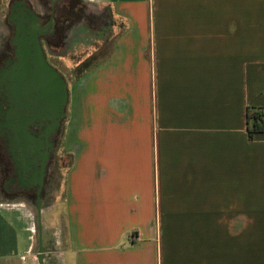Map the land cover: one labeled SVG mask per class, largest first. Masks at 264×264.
I'll return each instance as SVG.
<instances>
[{
  "label": "crops",
  "instance_id": "1",
  "mask_svg": "<svg viewBox=\"0 0 264 264\" xmlns=\"http://www.w3.org/2000/svg\"><path fill=\"white\" fill-rule=\"evenodd\" d=\"M87 2L45 264H264V0ZM34 214L0 201V264H39Z\"/></svg>",
  "mask_w": 264,
  "mask_h": 264
},
{
  "label": "water",
  "instance_id": "2",
  "mask_svg": "<svg viewBox=\"0 0 264 264\" xmlns=\"http://www.w3.org/2000/svg\"><path fill=\"white\" fill-rule=\"evenodd\" d=\"M9 20L16 23L13 43L17 46L19 62L12 73L8 71L1 73L0 85L1 90L15 100V109L10 111L13 117L9 118L8 125L16 132L14 139L19 142L16 144L21 150L34 153L36 148L26 144L28 126L39 122L44 123L46 125L44 135L48 142L57 135L67 116L70 99L69 87L64 76L50 65L46 58L41 42L44 28L40 25L38 14L30 8L25 11L13 9ZM3 84H6V87H3ZM48 146L52 151L53 143L49 142ZM47 156L49 157V154ZM45 167L44 162L36 182L39 185L38 201L35 203L38 218L39 264H45L48 252L44 248V200L41 197L45 185Z\"/></svg>",
  "mask_w": 264,
  "mask_h": 264
},
{
  "label": "flooded vegetation",
  "instance_id": "3",
  "mask_svg": "<svg viewBox=\"0 0 264 264\" xmlns=\"http://www.w3.org/2000/svg\"><path fill=\"white\" fill-rule=\"evenodd\" d=\"M47 2L51 4L50 7ZM74 3L75 0H34L33 2L30 0H12L10 15H12L13 9L25 11L27 8L34 10L38 14L40 25L44 28L43 36L41 37L42 46L46 58L52 66L53 64L45 51V45L59 38L60 31L58 25L60 23V17L58 15L60 12L65 14ZM9 17L7 21L12 29V37L9 42L10 50H8L7 55L0 60V77L2 72L8 71L12 73L16 64L19 62L17 46L13 43L16 23L10 22ZM3 87H6V84H3ZM1 88L0 85V177L3 182V191L6 195L11 197L23 196L27 199H35L36 203L38 201L37 191L39 188L36 182L40 176L39 172L45 162V185L41 192V197L44 200L48 187L50 166L61 128L57 135L49 140V142L53 143V150L50 151L48 146L49 142L44 135L46 132V125L40 122V124H30L26 131V144L34 146L36 148L35 152L31 153L27 150H21L20 146L17 145L19 142L14 139L16 135L14 128L8 125L9 118L13 117L10 111H14L15 109V100H12L10 95L5 93L4 90L2 91ZM47 154H49V157ZM28 167L32 169L30 170Z\"/></svg>",
  "mask_w": 264,
  "mask_h": 264
},
{
  "label": "rangeland",
  "instance_id": "4",
  "mask_svg": "<svg viewBox=\"0 0 264 264\" xmlns=\"http://www.w3.org/2000/svg\"><path fill=\"white\" fill-rule=\"evenodd\" d=\"M34 1V0H30ZM12 0H5L0 8V60L7 55L9 49V42L12 37V29L8 24V17L10 15V6ZM50 7V3H48ZM88 2L87 0H75L70 10L65 14L59 13V38L55 41L46 43L45 51L53 66L64 76L68 83L70 99L67 107V116L61 127L59 136L57 138V145L54 151L52 163L49 171L48 187L44 197L45 204L43 208L49 210L53 204V197L58 192V187L62 183L63 175L66 168H68L72 161L73 155L65 151V140L67 131L74 128V120L72 119L74 104L77 103L76 89L74 87L77 83L84 79L86 72L90 66L97 62L96 57H90L94 53V35L89 32V25L87 21ZM103 32V31H101ZM83 73V74H82ZM82 92L85 89L82 87ZM75 89V90H74ZM86 93V92H85ZM84 96L86 98V94ZM83 99V93L81 94ZM73 97L75 98L73 103ZM73 120V121H72ZM73 139V138H72ZM72 142V141H71ZM58 188V189H57ZM57 189V190H56ZM28 202L35 211L34 218L37 220L35 209V199H27L26 197H11L4 193L3 182L0 177V201H14ZM44 230V229H43ZM38 234V229H37ZM38 250V243L35 246V252Z\"/></svg>",
  "mask_w": 264,
  "mask_h": 264
},
{
  "label": "trees",
  "instance_id": "5",
  "mask_svg": "<svg viewBox=\"0 0 264 264\" xmlns=\"http://www.w3.org/2000/svg\"><path fill=\"white\" fill-rule=\"evenodd\" d=\"M248 121L250 138H253L257 133L264 132V115L261 111L249 112Z\"/></svg>",
  "mask_w": 264,
  "mask_h": 264
}]
</instances>
